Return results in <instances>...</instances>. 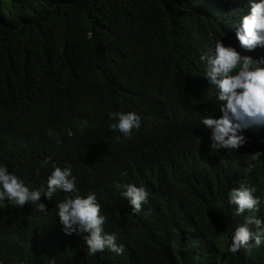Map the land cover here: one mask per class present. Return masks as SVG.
<instances>
[{"label":"trees","instance_id":"obj_1","mask_svg":"<svg viewBox=\"0 0 264 264\" xmlns=\"http://www.w3.org/2000/svg\"><path fill=\"white\" fill-rule=\"evenodd\" d=\"M249 7L0 0V166L45 189L53 163L70 166L79 194H95L104 232L124 246L119 255L89 254L85 240L66 235L55 215L68 194L57 190L51 200L41 196L46 212L0 201V264H264V245L227 250L250 214L237 216L228 204L236 182L254 186L264 202V155L250 156L264 153V127L243 130L238 150L206 142L200 151L211 133L201 120L218 118L222 103L200 57L219 40L241 56L264 57V48L246 51L235 36ZM110 112L137 113L140 128L131 138L111 130ZM128 184L149 194L138 214L122 195Z\"/></svg>","mask_w":264,"mask_h":264},{"label":"clouds","instance_id":"obj_2","mask_svg":"<svg viewBox=\"0 0 264 264\" xmlns=\"http://www.w3.org/2000/svg\"><path fill=\"white\" fill-rule=\"evenodd\" d=\"M235 36L241 48L254 51L264 48V0H250L249 11L241 17L235 26ZM207 63L206 79L217 90L221 115L214 118L205 115L201 123L211 133L201 137L200 151H205L204 143L210 148L238 150L247 143L241 133L249 128L264 127V57L253 58L241 56L235 48L224 46L219 40L214 52L209 50L200 57ZM234 73V74H233ZM109 119L117 122L109 125L111 130H119L124 136L131 138L133 130H138L141 117L135 112L109 113ZM49 136L55 133L49 129ZM119 139V137H117ZM264 155L260 150L250 153L251 160L258 161ZM47 160L45 163L47 164ZM252 165H249L251 168ZM53 171L47 178V187L43 185L30 188L25 181L9 173L6 166H0V201L7 200L14 206L23 207L31 203L40 212H46V205L39 202L41 196L51 200L57 190L68 194L58 203L56 222L61 230L69 236L85 240L89 254H96L108 249L116 254L124 252V246L118 245L115 234H106L104 224L106 216L101 214L100 205L94 193L86 197L79 194L76 179L72 176L71 167L61 168L52 165ZM238 188L228 193V204L236 207V215L246 211L244 222L237 226L231 237L228 251L232 254L241 249L250 253L252 247L264 245V220L257 218L259 206L264 203L256 197L257 189L236 182ZM121 187V185H117ZM123 197L131 206L132 212L140 213L142 205L148 201V192L144 187L123 185ZM263 195L260 193L259 196ZM55 222V221H54ZM84 232L88 235L85 236Z\"/></svg>","mask_w":264,"mask_h":264}]
</instances>
